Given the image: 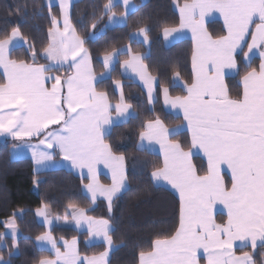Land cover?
<instances>
[{
  "label": "snow or ice",
  "instance_id": "1",
  "mask_svg": "<svg viewBox=\"0 0 264 264\" xmlns=\"http://www.w3.org/2000/svg\"><path fill=\"white\" fill-rule=\"evenodd\" d=\"M121 3L125 12L117 17L114 0H107L100 15L94 14L91 28L96 29L104 16L109 23H126L130 0ZM54 6L59 9V18L52 13ZM70 10L71 0L48 5L52 27L43 49L47 64L37 63L39 53L32 46L27 59L12 57L14 41L24 38L19 26L0 35V136L23 142L13 146V154L21 148L31 149L37 171L46 168L57 151L73 168L87 169L82 178L89 181L85 187L91 200L94 202L98 195L105 197L111 212L113 197L126 187L125 157L113 152L106 136L116 121L130 115L131 105L125 103L123 92L113 105L107 92L97 91L96 84L103 75L97 77L92 53L85 47L86 37L72 24ZM179 10V28L166 27L163 35L191 29L192 80L184 85L186 95L172 97L165 86L160 91L166 105L183 112L191 132L188 150L170 139L173 131L158 117L147 121L139 133L141 141L160 145L163 165L151 175L179 192V221L173 232L157 236L148 250L140 251L139 264H255L248 252L237 256L233 249L237 241L241 247L264 248V0H193ZM213 11L223 16L226 34L213 37L204 27L205 15ZM148 31L142 27L133 36L142 35L148 42ZM257 51L258 69L248 64L251 70L242 77V91L230 95L224 83L226 70L238 73V57L250 61ZM122 55L128 56L121 64L124 72L130 70L144 82L152 102L158 81L149 74L141 54L131 47L106 51L102 56L104 68L110 71ZM65 64L71 70L68 74H51L53 68L59 71ZM179 75L175 73L177 79ZM32 140L37 142L30 143ZM193 149L206 157L203 174L191 162ZM101 163L111 171L110 185L98 179L97 165ZM225 169L230 172V186L224 178ZM217 204L227 210L225 222L215 219ZM35 214L52 225L46 205L37 208ZM22 215L14 212L0 221L5 229L0 241L10 237L13 248L18 234L15 218ZM69 215L78 226L86 224L90 236L103 237L112 246L114 227L109 219L94 218L87 209L74 205L64 218ZM36 239L46 242L55 253V258H43L39 264H107V250L99 256L81 258L75 238L63 241L64 252L51 231ZM0 264L8 262L0 257Z\"/></svg>",
  "mask_w": 264,
  "mask_h": 264
},
{
  "label": "trees",
  "instance_id": "2",
  "mask_svg": "<svg viewBox=\"0 0 264 264\" xmlns=\"http://www.w3.org/2000/svg\"><path fill=\"white\" fill-rule=\"evenodd\" d=\"M134 1L137 9L129 14L126 25L107 29L97 38H94L93 33H100L104 29L108 17L100 19L96 29L91 28V23L94 14L100 15L107 0H79L73 5L72 23L77 32L86 37L85 47L92 53L95 72H104L101 58L106 51L129 46L134 53L145 55L144 62L150 73L158 79L159 90L161 86H165L173 95H185L182 88L174 86L173 80L178 72L185 83L191 82L193 43L183 40L166 47L163 29L175 28L180 24V16L173 7L174 1L182 4L192 0ZM113 10L116 14L123 13V7L120 5H116ZM52 13L58 17L59 9L53 7ZM15 26H19L29 47L13 50L12 57L27 59L32 46L39 53L37 63L47 64L48 61L43 58V49L49 43L48 30L52 25L46 0H0V35L10 33ZM142 27L149 29L148 50L142 42L133 39V34ZM208 30L214 36L225 34L222 24L217 21L211 22ZM126 59L127 55L120 56L110 78L100 81L96 86L98 91L107 92L109 99L116 103L119 97L114 84L116 81L122 82L125 101L135 112L132 118L115 126L106 137V142L112 145L113 152L125 157L129 182L128 190L115 201L112 214H109L104 202H99L93 207L83 192L84 181L73 173L57 170L37 174L30 160L11 159L12 143L0 141V221H5L14 212L23 213L15 218L22 234L18 241L19 254L13 255L11 238H6V248L0 247V257L8 264H39L43 258H52L49 252L38 250L35 243L36 237L44 233V228L38 223L35 215L36 209L42 204L47 206L52 217H60L52 232L54 237L66 240L79 238L80 252L87 256L98 255L105 247H87L86 235L64 227L62 223L71 218V215L67 219L64 218L66 210L74 205L87 209L93 217L109 219L114 227L112 238L118 246L109 264H139L140 251L148 250L153 239L170 234L178 225L179 199L171 191L156 187L151 178V173L162 167V158L140 150L138 143L139 133L147 121L158 117L168 128H172L181 125L183 120L169 113L160 100L151 105L142 87L122 75L121 64ZM238 64V74L226 80L232 96L242 91V77L246 71L251 70L244 63L242 55L238 57ZM259 64L260 59L255 58L250 65L251 68L258 69ZM0 79H3L2 75ZM171 140L182 143L185 150H188L190 136L187 132L180 133ZM194 163L200 174H203L206 162L200 157H195ZM4 231V227L0 225V233ZM244 252L253 256L255 264H264V248L237 251L238 254Z\"/></svg>",
  "mask_w": 264,
  "mask_h": 264
},
{
  "label": "crops",
  "instance_id": "3",
  "mask_svg": "<svg viewBox=\"0 0 264 264\" xmlns=\"http://www.w3.org/2000/svg\"><path fill=\"white\" fill-rule=\"evenodd\" d=\"M79 0H71V18H72V7L73 5L78 2ZM142 2H146V0H141ZM193 0L191 2H187V3H192ZM49 3L53 4V5H57L58 4V0H46V4L47 6L49 5ZM114 3L115 5H120L123 7V13L125 12V7L122 5L121 3V0H114ZM185 3H179L178 1H174L173 3V7L174 9L176 10V12L179 14L180 16V7H182ZM130 8L128 9V16L129 14H131L133 11H135L137 9V4L135 3L134 0H130ZM56 7V6H54ZM58 8V7H57ZM117 17L120 16V14H116ZM127 16V18H128ZM59 18V16H58ZM214 21H217V22H220L222 24V27L225 29L224 27V20H223V16L219 13V12H216V11H213L211 13H208L205 15L204 17V27L206 28L207 32L209 34H211L213 37H216L214 36L209 30H208V25L211 23V22H214ZM127 23V22H126ZM126 23L122 22V21H117L116 23H109V21L107 20V23L104 27V29L100 32V33H94V38H97L101 33H103L105 30L107 29H112V28H115V27H118V26H124L126 25ZM73 24V23H72ZM60 26L61 28L63 27V21H62V18H60ZM175 28H179L178 27H175ZM139 31H137L136 33H138ZM225 34H226V30H225ZM23 37V35H22ZM133 39L135 41H138V42H142L144 44V46L147 48V50L149 49V46H150V42H149V39H148V42H145L144 39H143V36L142 35H136V36H133ZM163 39H164V44L166 45V47H171L172 45L180 42V41H183V40H190L192 43H193V48H194V39H193V33L191 31L190 28H184V29H181L178 33H173L171 36L169 37H164L163 35ZM249 41H250V37L248 38ZM29 47V44L28 42L24 39V38H16V40L14 41L13 43V47H12V51L15 50V49H18V48H28ZM129 46H126L124 48H127ZM142 55V54H141ZM144 58H145V55H142ZM255 58H259V52L257 51L255 55L252 56V59L250 61H244V63L246 65L248 64H251L252 61L255 59ZM101 61H102V58H101ZM49 63V62H48ZM117 63V62H116ZM116 63L113 64L111 70H106L104 68V72L100 73V74H97V77H100L101 75H103V79H99L97 84L100 82V81H104L108 78H110L111 76V72L112 70L114 69ZM143 63L145 64L144 60H143ZM103 64V63H102ZM94 68V66H93ZM193 70V69H192ZM71 70L68 69V66L67 64L64 65L63 68L59 69V71H57L55 68H53L51 74L52 75H56V74H59L61 76H64L66 74H68ZM0 72H2V69H0ZM57 72H60V73H57ZM121 72H122V75L125 77V78H128V79H131L133 80L135 83H137L138 85H140L142 87V89L144 90V92L146 93L147 95V98L149 100V96H148V88L144 85V82L142 80H140V78L131 73V71L129 70L127 73L124 72V69L121 67ZM148 72L150 75H152L148 69ZM226 75L224 77V83H225V86L226 88L228 89L227 87V83H226V80L227 78L229 77H235L238 73L235 69H232V70H226ZM153 77H155L154 75H152ZM156 78V77H155ZM156 80L158 81V79L156 78ZM117 82V81H116ZM115 82L114 84V87H115V90H116V93L118 94V97L120 99V95H121V92H123V83L119 81V85H117V83ZM174 86L175 87H179V88H182L184 91H185V95L187 94L186 93V90L184 88V85H185V82L183 81V79L181 78V76L179 75V78L177 79L176 76H174ZM96 84V86H97ZM159 86V83L158 85L155 87V91L153 92V95L155 97V99L149 103L151 105H153L155 102H157L158 100L161 101L162 105L164 106V108L171 114L175 115V116H178V117H181L182 120H183V112L182 110L180 109H177V108H172L170 105H166L164 103V95L163 93L159 90L158 88ZM241 86H242V80H241ZM243 87V86H242ZM98 91V90H97ZM229 91V90H228ZM169 95L172 96V97H175L176 95H173L171 90L169 89ZM124 96V94H123ZM110 100V99H109ZM125 100V98H124ZM110 102L114 105L116 103H113L111 100ZM119 102V100H118ZM125 103H127L125 101ZM128 104V103H127ZM129 113L130 115H127L125 118H123L122 120H118L116 121L110 128L107 136L112 132L113 128L117 125H121V124H124L126 123L130 118H132L134 115H135V112H134V109L133 107L131 106V108L129 109ZM112 115L115 117V113L113 112ZM165 125V124H164ZM166 126V125H165ZM55 127V126H54ZM167 127V126H166ZM168 128V127H167ZM169 130L173 131V134L170 136V139L180 133H183V132H187L190 136V140H191V132L190 130L187 128L186 126V122L183 120V123L179 126H176V127H172V128H168ZM106 136V137H107ZM0 141H3V142H10L12 143V147H11V150H10V157L12 160L14 161H20V160H30L33 164V167H34V172L37 173V174H40V173H45V172H50V171H57V170H66V171H69L71 173H73L75 176H77L78 178H80L81 180L84 181L83 183V186H82V189H83V192L84 194L88 197V199L91 201L93 207H96L98 205L99 202H104L106 205H107V208H108V201L105 197L103 196H97V199L93 202L91 200V195L90 193L87 192L86 190V187L85 185L89 183V181L87 179H84L82 178L83 175H86L87 173V169H84V170H79V169H75L71 166L70 162L68 161H64L63 160V156L62 154H60L58 151L57 153L54 155V158H53V161L49 162L48 163V166L46 168H41L39 171L36 170V164L33 160V157H32V150L31 149H28V148H21L17 153L13 154L12 152V149H13V146L15 144H21L23 142L21 141H14L11 137H4V136H0ZM37 141L36 140H32L30 141V143H33L35 144ZM138 147L140 150H143V151H147V152H150L152 154H156V155H159L161 158H162V161H163V152L161 151L160 149V145L158 143H156L155 141L149 143L147 140L145 141H141V139H139V143H138ZM193 155L191 157V162L192 164L196 167L195 163H194V158L195 157H200L202 158L206 164H207V160H206V157H204V154L202 151H198L196 149H193ZM116 155H119V154H116ZM124 168H125V174H126V187L123 188L119 193L116 194V196L113 197V203H112V210L111 212H109V208H108V212L109 214H112L113 212V207H114V203L115 201L120 197L122 196L127 190H128V187H129V182H128V178H127V168H126V160H124ZM197 168V167H196ZM225 181L227 182V180L229 181V186H230V172H228L226 169H225ZM97 174H98V179L100 181L101 184H104V185H110L111 184V171L110 169H108L107 167L104 166V164H99L97 165ZM151 178H152V175H151ZM152 182L153 184L156 186V187H160V188H164V189H167L169 191H171L180 201V197H179V192L174 189L170 184H168V182L166 181H156L152 178ZM48 210V209H47ZM49 212V211H48ZM87 214L89 216H91L88 211H87ZM36 215V214H35ZM214 215H215V219L217 221V223H221V222H225L226 219H227V210L224 208L223 205L221 204H217L215 206V211H214ZM93 217V216H92ZM49 218L53 221L52 225L49 226L45 223H43V218L42 217H38L36 215V219L38 221V223L43 226L44 228V233L48 232V231H51V233L53 232V229L55 228L56 224L58 223L57 220L51 216H49ZM96 218V217H94ZM97 219H100V218H97ZM16 224H17V221H16ZM62 225L64 227H67V228H71L73 230H75L77 233L79 234H84L86 235V239H85V245L87 247H93V246H97V245H103L105 247V250L103 252H105L106 250L108 251V256L106 257V262L107 264H109L110 262V259H111V256L113 254V252H115L117 249H118V246L115 245L114 241H113V244L111 247H109L107 245V243L104 241L103 237H92L88 234V228H87V225L86 224H82V226H78L75 222V220L71 217L70 219L66 220L64 223H62ZM17 227H18V224H17ZM113 232V231H112ZM112 232L110 233V235H112ZM43 233V234H44ZM21 231L18 227V234H17V246L14 248V251H13V255H18L19 254V249H18V241L21 237ZM53 235V233H52ZM54 237V235H53ZM6 238H10V237H6ZM55 238V237H54ZM56 239V238H55ZM74 239V238H73ZM73 239L71 240H67L69 242H71ZM77 240V245H76V248H77V251L79 252L80 254V257L83 258L87 255H83L81 252H80V239L79 238H75ZM6 240V239H5ZM66 239H57V241H59V244H58V247H60V250L61 252H64L65 251V248L63 247V241H65ZM113 240V238H112ZM36 243V247L38 248V250L40 251H45V252H49L50 254H52V258H55V253L53 250H51L50 248V245H48L46 242H41V241H35ZM4 245V247L2 248H6V242L5 241H2V243ZM246 248H250L252 249L250 246H246V247H241V242L240 241H237L235 242V245H234V249L233 251L235 252V255L237 256H240L242 254H238L237 251L238 250H243V249H246ZM259 248V247H258ZM257 248V249H258ZM43 249V250H42ZM255 249V250H257ZM253 250V249H252ZM102 252V253H103ZM101 254V253H100ZM100 254L98 255H92V256H99ZM92 256H87V257H92ZM4 259V258H3ZM5 260V259H4ZM6 261V260H5ZM203 264V262H202Z\"/></svg>",
  "mask_w": 264,
  "mask_h": 264
}]
</instances>
